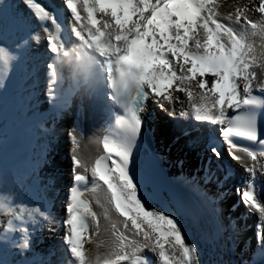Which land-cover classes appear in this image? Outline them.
<instances>
[{
  "label": "snow or ice",
  "instance_id": "1",
  "mask_svg": "<svg viewBox=\"0 0 264 264\" xmlns=\"http://www.w3.org/2000/svg\"><path fill=\"white\" fill-rule=\"evenodd\" d=\"M220 8L0 0V264H264V0ZM150 108L168 121L163 133L203 141L198 179L177 184L165 172L149 141ZM88 114L94 155L81 149ZM58 121L67 124L69 177L59 219L47 172ZM12 123L29 133L23 157L10 151ZM233 161L244 175L227 211L255 218V250L238 259L231 245L248 225L238 229L220 207ZM57 227L53 260L55 246H37Z\"/></svg>",
  "mask_w": 264,
  "mask_h": 264
},
{
  "label": "bare ground",
  "instance_id": "2",
  "mask_svg": "<svg viewBox=\"0 0 264 264\" xmlns=\"http://www.w3.org/2000/svg\"><path fill=\"white\" fill-rule=\"evenodd\" d=\"M45 3H59V0H44ZM258 3V0H256ZM218 3L221 5L220 11L226 13L230 9L233 8L234 5L249 3V0H218ZM253 16H259V13H250ZM41 48L43 49V44H41ZM259 48H257V53L259 54ZM20 71V70H18ZM36 83L37 89H41L43 87V71L40 70L39 78L34 81ZM183 95V94H181ZM44 105H41L43 108ZM150 123H152V131L156 132L155 140L158 146V151L160 155L163 156V160L165 165L168 168V171L171 175H174L178 178V180L183 184V182L188 179L190 176L195 177V173L199 170L201 158L203 156L202 143L198 145L196 143L193 148L189 147L190 143H194L191 140H186L184 137H180L177 139L175 136L171 135V132L163 133L161 131L162 127L165 124H168V121L163 120L161 116H159V110H153L150 108ZM82 128L84 130V140L81 143V149L85 155H94L96 148L94 143H90L88 138L92 135L94 131V124L96 123L94 117L91 114L82 115L81 117ZM67 128V124L64 121H58L56 125L57 136L54 141V147L50 153V164L47 168V172L51 175L56 176V191L53 194V202H52V211L53 214L59 219L62 215L63 207L61 208L60 204H63L65 195H66V187L69 184V178L67 173V158L65 155V151L67 148V140L65 136V131ZM175 131L176 129H172ZM9 140H10V151L15 153L19 157H23L24 154L31 150V145L29 144V133L27 128L23 124L12 123L10 125L9 130ZM198 142V141H197ZM193 149V150H192ZM180 161L183 163L181 164ZM233 164V173H231V180L226 183L227 194L220 201V207L224 211L225 217L228 215H232V218L236 220L237 228L239 229V225L246 221L247 227L243 229H239V234L236 236L235 243L231 245L233 249V258L238 259L241 255V249L243 248L245 252H252L255 250V239H254V217H245L239 214L238 211H233L229 213L227 209L229 206L237 201V195L233 190L234 186L238 184L237 179L233 180V178H241L244 173L241 171L240 166L236 162H232ZM235 175L237 177H235ZM260 182L258 181V191H259ZM65 187V188H64ZM207 192L209 196H213L216 191L215 186H208ZM88 198H91V194H86ZM92 208L97 213L102 215V209L98 208L95 204L92 205ZM237 217H239L237 219ZM103 220H101V232H103ZM206 228L211 227V221H206ZM60 237H61V229L57 227V231L54 235L45 233L41 238V243L37 246V251L41 253L47 252L50 248L55 246L56 255L51 257V259L56 260L61 257V253L59 251L60 245ZM103 236H100V239L96 240L97 244H101ZM44 243V244H43ZM85 247H89L87 244ZM101 247L103 245L101 244ZM49 248V249H48ZM246 259L251 258L250 256H245ZM258 259V257H256Z\"/></svg>",
  "mask_w": 264,
  "mask_h": 264
},
{
  "label": "rangeland",
  "instance_id": "3",
  "mask_svg": "<svg viewBox=\"0 0 264 264\" xmlns=\"http://www.w3.org/2000/svg\"><path fill=\"white\" fill-rule=\"evenodd\" d=\"M159 116L162 117V114L159 113ZM86 139H88V138H86ZM196 143L199 144V143H201V141H198V142L196 141L195 144H196ZM195 144L190 143L188 146L191 147V148H193ZM235 177H237V176L235 175ZM68 178H69V177H68ZM234 179H235V180L237 179V181H238V179L240 180L241 178H233V180H234ZM64 188H65V187H64ZM60 206H61V208H62V207H63V204H60ZM42 241H43V240H42ZM43 244H44V243H43ZM48 249H49V248H48Z\"/></svg>",
  "mask_w": 264,
  "mask_h": 264
}]
</instances>
